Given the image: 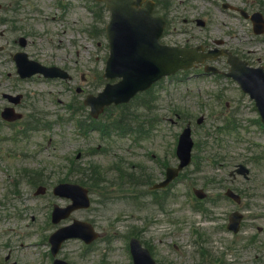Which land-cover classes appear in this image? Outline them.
<instances>
[{
    "label": "rangeland",
    "instance_id": "1",
    "mask_svg": "<svg viewBox=\"0 0 264 264\" xmlns=\"http://www.w3.org/2000/svg\"><path fill=\"white\" fill-rule=\"evenodd\" d=\"M225 2L264 15V0H162L168 4L165 8L160 2L157 7L168 20L164 40L213 45L216 39H224L226 47L264 65V34L256 35L252 22L224 8ZM0 5V46H6L0 53V91L30 92L36 97L38 116L48 123L47 130L29 132L27 139L15 141L18 130L0 122V203L4 205L0 207V254L11 246L22 264H48L43 253H48L46 237L55 229L48 219L52 194L37 198L32 185L44 181L50 187L67 176L95 190L92 206L64 222L73 217L92 221L101 237L87 254L80 241L66 242L61 256L71 264H131L126 245L133 229L136 237L154 248L160 264H200V245L226 264H264V126L258 122L254 101L236 82L195 72L168 78L159 87L154 109L136 112L131 105L134 108L127 110L139 114L134 119L141 123L139 141H133L132 134L114 132L106 142L98 132L79 131L78 120L86 119L87 112L71 114L69 103L82 101L81 96L74 99L77 85L87 92L103 86L100 76L109 55L108 12L96 15L94 10L101 7L94 0H0ZM199 18L207 22L204 27L198 25ZM20 36L28 39L24 49L17 41ZM18 49L65 67L74 80L16 81L9 54ZM1 97L0 107L5 103ZM28 103L23 104L24 111ZM122 110L112 109L110 120L120 117ZM202 115L205 121L198 125ZM146 120H152L147 129L142 125ZM188 120L193 121L197 159L172 184L161 206L148 183L162 180L165 165L177 163V140ZM79 152L81 157L76 158ZM239 163L250 168V179L229 175ZM73 166L80 170L73 172ZM83 168L89 174L81 172ZM25 169L37 178L28 181L22 175ZM193 187H203L208 198L193 196ZM228 187L242 195L240 204L225 196ZM199 200L206 206L204 211L195 205ZM22 209L27 212L23 221L16 215L9 217ZM234 210L244 214L237 234L226 228ZM198 233L205 236L203 243ZM108 238L113 239L112 246Z\"/></svg>",
    "mask_w": 264,
    "mask_h": 264
},
{
    "label": "water",
    "instance_id": "2",
    "mask_svg": "<svg viewBox=\"0 0 264 264\" xmlns=\"http://www.w3.org/2000/svg\"><path fill=\"white\" fill-rule=\"evenodd\" d=\"M112 11L111 22L107 26L111 42V56L107 62L106 76H121L123 80L108 85L104 92L98 96L89 95L86 102L92 105V113L98 115L104 105L111 102L129 100L137 91L144 90L162 76L171 74L181 68H189L196 61L214 58L220 54H227L232 65L228 75L237 79L242 87L256 98L257 105L264 120V69H248L246 63L233 56L227 50L200 51L203 47H173L162 45L159 38L163 32L165 22L161 17L152 16V5L143 9H136L143 0H104ZM262 22V21H261ZM258 28L262 29V23ZM27 64L22 61L21 65ZM28 65V64H27ZM191 148L189 130L181 138L178 149L183 162L188 160L187 153ZM170 171L169 174H173ZM56 193L62 195H75L76 206L89 204L87 191L77 186L61 184L56 187ZM71 208L55 210L56 218L66 216ZM62 238L69 236H82L86 239L90 235L79 232L73 226L60 231Z\"/></svg>",
    "mask_w": 264,
    "mask_h": 264
},
{
    "label": "trees",
    "instance_id": "3",
    "mask_svg": "<svg viewBox=\"0 0 264 264\" xmlns=\"http://www.w3.org/2000/svg\"><path fill=\"white\" fill-rule=\"evenodd\" d=\"M145 106H147V105H145ZM108 131V130H107Z\"/></svg>",
    "mask_w": 264,
    "mask_h": 264
}]
</instances>
